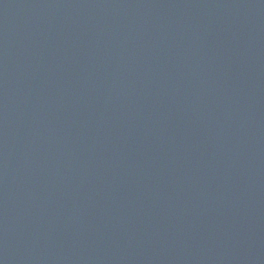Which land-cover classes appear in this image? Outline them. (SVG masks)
I'll use <instances>...</instances> for the list:
<instances>
[{"label": "water", "instance_id": "1", "mask_svg": "<svg viewBox=\"0 0 264 264\" xmlns=\"http://www.w3.org/2000/svg\"><path fill=\"white\" fill-rule=\"evenodd\" d=\"M0 264H264V0H0Z\"/></svg>", "mask_w": 264, "mask_h": 264}]
</instances>
